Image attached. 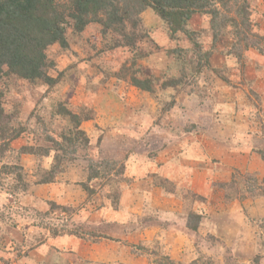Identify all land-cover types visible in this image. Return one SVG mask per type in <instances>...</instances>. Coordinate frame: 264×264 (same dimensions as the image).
Returning a JSON list of instances; mask_svg holds the SVG:
<instances>
[{
  "label": "rangeland",
  "instance_id": "1",
  "mask_svg": "<svg viewBox=\"0 0 264 264\" xmlns=\"http://www.w3.org/2000/svg\"><path fill=\"white\" fill-rule=\"evenodd\" d=\"M248 1L252 11L256 9V5L259 10H264L259 7L264 0H255L254 5L252 0ZM256 11L259 14L251 16V25L255 32L263 35L259 43L264 48V12H259L257 9ZM140 17L138 30L140 28L144 36L138 40L143 48L141 51L136 52V43L127 47L115 45L120 44L121 40L120 36L112 31L103 35L99 30L92 29L91 32L88 30L90 39L85 36L86 32L84 37L79 35L77 40L84 51L76 44L74 49L80 52L78 55L82 59L88 60L81 62L78 65L79 72L71 77L70 64L79 61L70 54V45L66 48H61L58 44L48 47L47 54L54 62L48 74L60 78L58 91L61 98L68 104L92 107L95 110V116L90 120H84L81 124V128L89 136V145L78 150L77 157L70 162V166L67 159L70 153H68L63 161V164H66L64 172L57 175L56 181L43 184L38 182L39 175L52 163L53 152H50V155L18 156L17 149L25 145L39 147L41 149H37V152L41 150L43 152L42 148L52 147V144L43 138L44 135L57 137L58 134L60 144H65V150H69L72 147L70 141L62 140L60 136L65 133L72 138L74 134L66 131L62 119H54L50 130L42 129L38 123L25 124L26 129L10 142L11 148L0 145V264H32L34 251H37V255L33 260L36 259L40 264H56L57 256L67 260L70 255V237L89 245L101 240L108 243L123 241L125 247L105 246L107 260H111L112 263H116L114 256L119 254L138 257L144 261V264H152L160 253L167 252L173 259L181 261L187 258L193 259L201 251L208 256L219 257L220 262L224 257L231 256L236 264H250L254 257L259 256V264H264V194L261 193V190H264V161L258 153L260 150L264 151L260 135L264 125V51L260 52L258 47H249L250 56L243 61L244 79L239 80L240 77L231 70L236 63L234 66L231 65L232 68L227 65L229 68L222 69V74L224 71L223 75H227L232 82L234 81L233 83H236L238 89L242 90L238 97L234 95V100L230 104L236 111L243 112L236 119L238 122L234 127L240 124L246 127L244 133L250 135L246 139L247 144L253 145L252 151L257 158L251 161V165L255 168L254 176L243 174L244 172L236 167L240 176H236L233 180L231 175L228 179L219 181L229 176L228 172L225 174L223 172H226L224 167L230 168L224 162L226 152L230 150L228 146L220 144L228 136L225 132V128L228 127L219 123L221 120L218 117L222 113L217 117L213 116V113H218L214 109L215 106L224 103L219 93L213 89L218 91V83L225 82L218 75L211 74L209 70H204V73L200 74L202 77L199 75L200 78L196 79L197 76H194V72L190 69V63L185 62L184 66L180 61V66H174L173 63L176 61L168 56L166 50L176 46L187 48L189 46L187 40L174 42L169 39L161 27V21L149 8L145 9ZM198 24L200 21L195 20L194 25ZM93 25L97 26L95 23ZM127 28L130 30L129 27ZM144 31H147L146 34ZM72 33L74 34L70 28H67L66 37L69 42ZM150 38L159 47L152 46L149 55L136 58L139 52L145 54L150 49L152 43L149 41ZM230 42L229 37L221 36L216 42L215 48H218V53L210 58L216 67H220L219 64L224 62L219 50L228 48ZM91 45L93 48L104 47L105 52L103 51L99 61L93 58ZM88 47L89 50L86 49ZM153 53L159 55L151 60ZM183 61H194L193 69H195L194 65L201 64V59L190 52L184 54ZM164 63L166 68L170 69V73L168 69L161 68ZM103 64L106 68L102 67ZM130 64L133 68L129 67L130 73H128L127 68ZM125 71L137 78H142L148 72L153 82L157 79L156 92L152 94L151 91L139 89L130 81H120L115 84V75L127 78ZM164 74L167 79L172 77L180 80L179 91L172 86L161 87V82L158 80H161ZM86 76L92 78L90 82L87 81ZM214 79H218V83ZM205 81L211 83L212 90L205 86ZM196 82L198 85L204 84L205 92L198 95L193 91ZM38 83L37 87L31 88L27 82H19L18 89H12L5 95L6 109L10 108L5 104L7 101L12 102V97H16L17 100L25 99L16 112L15 122L26 120L33 112L37 114V112L53 110L51 98L45 93L46 86L42 82ZM37 93L39 96L35 97ZM87 93L90 94L89 105L83 103ZM247 99L256 103V107L252 110L245 105ZM152 103L155 105L154 112L148 111ZM167 108V112L164 113V109ZM204 109L212 112L213 119L218 120L217 124H214V120H210V116L202 114ZM48 117L47 115L46 118ZM211 127L213 130L206 131ZM237 130L234 129L233 133ZM195 135L204 137L203 145L206 151H211V156L204 151V147L203 152L198 149L196 153L194 152L195 146L198 145L189 143L197 140ZM5 142V139H0V144ZM238 142L240 141L236 140L233 144L237 145ZM79 143H82L81 140L77 144ZM178 153L180 157L173 159V166L162 167L160 173L152 170V166H157L160 170L168 156L173 158ZM126 156L127 159L124 160ZM88 158L118 159L125 164V174L131 178V182L120 184L121 198L124 190L130 187L138 188L139 197L129 196L126 205L131 207L132 210L129 211L140 209L138 220L133 221H136L133 230L143 234L141 240L140 237L128 241L111 236L108 231L117 233L118 228L116 231L111 230L110 228H114L113 224L110 221L105 222L103 218L102 225L95 224L99 222L98 217L91 212L104 206L112 208L113 203L105 193L102 195L97 192L89 197L82 190L79 182L85 177ZM241 161L235 160V163ZM19 163L24 167L27 189L22 191L19 189L20 185H17V188L11 192L8 188L14 186V183H11L10 171H6L2 166ZM213 165L217 170L215 180L202 175L203 181L205 179L206 181L203 182V189L197 191L201 169L204 171L207 166ZM170 167H173L172 174ZM148 178L152 181L153 187L148 184L146 180ZM97 182L99 181H91L89 185L95 188ZM75 189L84 192L86 196L80 199V194L79 196L75 194ZM144 191L150 195V199L146 201L142 200L141 196ZM70 192L73 195H70ZM14 194L17 196L15 197ZM71 196L74 199L70 204ZM150 200L156 205L150 206ZM50 202L70 206L69 213L57 208L52 209ZM146 202V210H144ZM117 205L118 208L115 210L122 206L121 199ZM82 207L85 208L83 213ZM189 210L202 212L204 219L196 234L186 235L185 213ZM148 216L149 219L153 216V219L148 220ZM41 224L67 226L70 231L78 235L63 233L53 236L45 227L40 226ZM158 224L160 228L154 229L153 227ZM104 235L114 239L110 240L103 237ZM115 238L119 240L115 241ZM96 264H109V262H96Z\"/></svg>",
  "mask_w": 264,
  "mask_h": 264
},
{
  "label": "trees",
  "instance_id": "2",
  "mask_svg": "<svg viewBox=\"0 0 264 264\" xmlns=\"http://www.w3.org/2000/svg\"><path fill=\"white\" fill-rule=\"evenodd\" d=\"M147 8L151 9L159 18L162 23L161 27L169 39L174 42L181 39L187 40L189 44L187 48L176 46L166 51L168 52V56L173 57L172 59L176 61L173 63L174 66H180L181 63L184 64L185 62L190 63V69L194 72V76H197L196 79L202 77L200 74L204 73V70H209L211 74L218 75L228 86L236 88L238 87L236 83H233L234 81L232 82L227 75H223L224 71L222 74V69L229 68L225 63V59L231 60L233 64L236 63L233 68L230 67L232 68L231 70L235 71V75L240 77L239 80H241V78L245 77L242 75V69L244 70L245 67L243 66V61L246 57L250 56L248 54L249 47H258L257 49L260 52L264 51V48L259 43L263 39V35L255 32L251 25L253 11L248 0H0V139L6 140L5 144L0 145L5 148H11L10 142L26 129L25 124L32 123L34 125L38 123L42 129L46 128L48 130L49 128L50 130V127H53L51 122L54 119H62L66 125V131L74 134L72 138L65 133L60 136L62 140L70 141L72 147L69 150H65V144H60L58 134L57 137L44 135L43 138L47 142H50L52 147L42 148L43 152L42 150L41 152H37V149H41L39 147L25 145L17 149L18 156L23 154H33L36 156L50 155V152H53L52 163L46 166L43 173L39 175V183H52L56 181L57 175L65 170L66 164H63V161L68 156V153H70V156L67 157L69 161L68 165L70 166V162L77 157L78 150L81 147L86 148L89 145V136L81 128V124L84 120H90L95 116L94 108L77 107L72 103L68 104L65 99L61 98L62 96H60L58 91L61 84L60 78L48 74V70L54 66V62L47 54L48 47L52 44H58L61 48H66L70 45V54L76 58V61H79L71 62L70 77L79 72L78 65L81 62L88 60L82 59L78 55L80 52L76 48L74 49V45L76 44L78 48L84 51L81 45H79L80 42L77 40V37L79 35H83L82 37H84V32H86L85 36L87 39H90L87 34L88 25L94 26L93 24L95 23L98 27L95 26L97 29L95 28L94 30H99L103 35L110 31L115 32L114 34L120 36L121 43L115 44L119 47L122 45L126 47L132 46L136 43V52L141 51L143 48L138 40L144 36L140 28L138 30V27L141 21L140 14ZM195 20H199L200 24L194 25ZM67 28H70L74 32L70 37V42L66 37ZM144 29L146 30V28ZM89 31L91 32V30ZM144 32L146 34L147 31ZM220 36L224 38L229 37L231 42L227 46L228 48L219 50L222 59H224V64L222 63L220 67L212 68L210 58L215 51H218V48H215V46ZM122 37L126 40H123ZM149 41L152 43H150V49L147 53L143 54L139 52L136 58L149 55L152 46H154L153 48L159 47L151 38ZM90 48L93 51L91 52L93 58L99 61L104 47L93 48L91 45ZM90 48L86 49L89 50ZM187 52L201 59V64L194 65L195 69H193L194 61H183L184 54ZM104 65L102 67L106 68ZM129 67H131V64L128 66L127 72ZM127 72L125 71L127 80L122 76L115 75V84L120 81H130L133 86L139 89L151 91L152 94L156 92L155 81L157 79L153 82L149 78L151 76L148 72L142 78H137L135 75L128 74L130 72ZM85 78L88 82L92 79L88 76ZM168 79L165 75L161 80H158L161 82V87L172 86L176 91H179L181 87L179 85L180 80L172 77H168ZM23 81L27 82L31 88L37 87L38 82H42L46 86V95L51 98L53 110L44 113L37 112V114L33 112L26 120L15 122L16 112L17 110L19 111L25 99L17 100L16 97H12L13 101H7L5 104V106H10L9 109H6L4 107L5 95L12 89H18L17 84ZM203 85H198L196 82L193 91L198 95L202 94L205 92ZM38 94L35 97H38ZM245 105L249 107V110L256 107V103L254 101L251 102L250 99H247ZM167 110L168 108L164 109L163 112L165 113ZM47 115L49 116L48 118H46ZM54 133L56 134L55 131ZM260 135L264 144V125L262 126ZM233 137L235 135L226 136L220 144L229 147L233 144ZM79 140L82 143L77 144ZM258 153L264 161V151L260 150ZM178 154L176 157L179 156ZM88 159L87 166L85 167V177L79 182L82 190L89 197H92L97 192L102 195L105 193L106 197L112 200V208L117 209V204L121 199L120 184L131 182V178L125 174V164L118 159ZM126 159L127 156L124 157V160ZM2 167L6 171H10L11 183H14V186L11 184L13 189L12 186H9V191L13 192L17 188V185H20L19 189L22 191L27 189L22 164L19 163L12 166L6 164ZM243 174L255 175L248 172H244ZM231 175L233 180H235L236 176H240V173L237 168H232ZM95 180L99 182L95 183V188H92L89 184ZM261 193L264 194V190H261ZM50 203L52 209L57 208L66 213L70 211V206L59 205L54 202ZM150 219H153V216ZM150 219L148 216V220ZM202 219H204L203 213L197 212V210L196 212L189 210L188 213H185V234H196L202 226ZM40 226L45 227L48 233L53 236L63 233L78 235L70 231L67 226L56 227L50 225L44 226L43 224ZM103 237L110 240L114 239L107 235ZM116 240L118 241L119 239L115 238ZM164 253L158 254V257L152 264H236L231 256L224 257L220 262L219 257L214 258V256H208V254L201 251L193 259L187 258L181 261L173 259L167 252ZM250 264H259V256L254 257Z\"/></svg>",
  "mask_w": 264,
  "mask_h": 264
},
{
  "label": "crops",
  "instance_id": "3",
  "mask_svg": "<svg viewBox=\"0 0 264 264\" xmlns=\"http://www.w3.org/2000/svg\"><path fill=\"white\" fill-rule=\"evenodd\" d=\"M254 3H255V0H252V5H254ZM259 7L264 9V3L260 4ZM256 9L259 12H261V11L264 12V10H259L257 5H256ZM256 9L253 10V15L259 14L256 11ZM87 27H88V30L95 29V26L88 25ZM216 53H218V51H215V53H213V55H215ZM160 54H162V53L160 52ZM156 55H159V53H153L150 57L151 60H153V58ZM225 60H226L225 63L227 65H229V67L231 65L234 66V64L231 62V60H229V59H225ZM211 61H212V59H211ZM211 63H212V67H216V64H214L213 62H211ZM219 66H220V64H219ZM161 68L166 69V70L168 69V71H170L169 68H166L165 63L163 64V66ZM210 79L212 80L213 77H211ZM214 80L216 81V83H218V79H214ZM204 83L207 84V86H206L207 88L212 90V86L209 85L211 83L206 82V81ZM218 85H219V90L218 91L216 89H213V90L215 92L219 93V95L223 99L224 103L220 104L218 106H215L214 109L218 113H216V112L213 113V116L217 117L220 113H222V115H220V118H218V119L221 120L219 122L220 124L223 123L224 125H226L228 127V128H225L226 134L230 135V136L235 135V137H233V139H232L233 143L236 140L240 141L237 143V145H234V144L230 145L228 148L230 150V152H226L227 156L225 157L224 162L226 165L230 166V168L224 167V171H226V172H223V173L225 174L228 172L229 176L227 178L219 180V181H221V180H225V179H228L229 177H231L232 168H236V167L238 169L244 171V172L254 174L253 171L255 170V168L251 165V161L256 160L257 157H256V154L252 151L253 145L247 144L246 139H248L250 137V135L247 133H244V130L246 129V127L242 126L241 124L238 125L237 127H234V125H236V123L238 122V120H236V119H238V117H240L239 115H241V113H243V112L236 111V109H234L233 106L230 104L234 100V95H236L238 97L242 90L238 89L239 87H236V88L230 87L226 83H224V84L218 83ZM238 90H240V91H238ZM89 101H90V94L87 93L84 96L83 103L86 105L87 104L89 105ZM154 110H155V105L152 103V104H150V107H148V111L154 112ZM204 111H205V109H204ZM204 111L202 112V114L210 116V120L211 121L214 120L215 121L214 124H217L218 120H215V118L213 119V117L211 115L212 112L208 111V110H206L205 112ZM149 120L151 121L150 118H149ZM209 128L206 131L213 130V127H211V129H209ZM234 129H238V130H237V133L233 134ZM220 132H222V131L220 130ZM245 135H246V137H245ZM195 137L197 138V140H195V142H192L189 144L198 145L197 147L195 146V148H196L194 151L195 153L197 152V149L200 152H203L202 151L203 147H204L203 144H205L204 137L202 135H195ZM209 141H210V143L212 142L210 139H209ZM204 151L207 152L210 156L212 155L211 151L210 150L206 151L205 147H204ZM200 152H198V153H200ZM178 155L179 156H177V157L174 156L173 158H172V156H168L167 160L164 161V165L160 167V170L157 166L156 167L152 166V170L160 173V171H162V167L173 166V159L180 157V153ZM181 155H182V153H181ZM235 160H237V161L242 160V161L240 163H235ZM215 167L216 166H214V165L209 166V167L207 166V168L204 171H203V169H201L200 179L197 183V185H198L197 191L198 190L201 191L203 189L202 188L203 182L206 181V179L203 181L202 175L207 176V177H211L212 179L215 180L216 173H217L216 172L217 170L215 169ZM170 173L171 174L173 173V167H170ZM146 180H147L148 184H150V186L153 187L152 181L150 180V178H148ZM137 190H138V188L130 187L127 190L123 191L122 198H121V205L122 206H120V209H118V210L112 209L109 206H104V207H101L100 209H97V210L91 212L92 215H94V216L97 215V217H98L97 221H99V222H97V223L95 222V224L102 225L101 222L103 219H105L106 220L105 222L110 221L113 224L114 228H110L111 230L116 231L118 228L117 233L108 231L111 234V236H116L117 238H120L122 240L127 239L128 241H134V240H132V238L138 239L140 237V240H141L143 238V234L138 232V230H133V228L135 226V222H136V221L135 222H133V221L138 220L137 217H139L140 209H138L139 211L138 210L137 211H129V210H132V209H130L131 207L129 208L126 205V200L129 196L131 197V196L135 195V196L139 197V193ZM148 190H151V188H148ZM75 194H77L78 196L80 194V197H79L80 199L84 198L86 196V194L84 192L79 191V189H75ZM70 195H73V194H71V192H70ZM141 196H142V200H144V201H146V199H150V197H149L150 195L145 193V191L141 194ZM163 197H165V196H163ZM73 199H74L73 196H71L70 197V204L73 203ZM61 204H63V203H61ZM146 205H147V202H146V204H144V207H143L144 210H146ZM149 205L154 206V205H156V203L151 202V200H150ZM144 210H142V212ZM83 212H85V208L82 209V213ZM100 218H101V220H100ZM153 228L158 229V228H160V226L158 224V225L154 226ZM134 237H136V238H134ZM56 241H58V240H56ZM122 242L123 241L108 243L105 240H103V241L101 240V241H98L97 243H91L89 245V243H85V242L82 243L77 238L70 237V255H68L67 260H65L63 257L61 258V257L57 256L56 264H96V262H100V263H104V262L108 263L109 262V264H144V261L141 258H138V257L132 258V257L127 256V255L123 256V254H119V255L114 256L116 263L115 262L112 263L111 260H107V254H106V247L105 246L125 247V244ZM36 255H37V251L36 252L34 251L33 259L36 257ZM46 257H47V255L44 257L45 261H46ZM33 259L31 261L32 264L33 263L40 264L39 262H37L36 259H35V261ZM47 261L49 262V259H47Z\"/></svg>",
  "mask_w": 264,
  "mask_h": 264
}]
</instances>
